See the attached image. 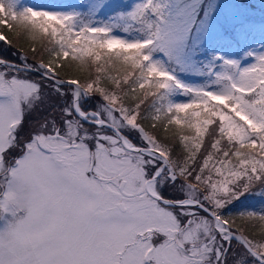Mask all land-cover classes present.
Here are the masks:
<instances>
[{"label": "snow or ice", "instance_id": "6c2138e0", "mask_svg": "<svg viewBox=\"0 0 264 264\" xmlns=\"http://www.w3.org/2000/svg\"><path fill=\"white\" fill-rule=\"evenodd\" d=\"M0 45V264H264V0H0Z\"/></svg>", "mask_w": 264, "mask_h": 264}, {"label": "trees", "instance_id": "16d2710c", "mask_svg": "<svg viewBox=\"0 0 264 264\" xmlns=\"http://www.w3.org/2000/svg\"><path fill=\"white\" fill-rule=\"evenodd\" d=\"M28 1H29V0H25L26 3H27ZM35 1L43 2V1H45V0H35ZM65 2H72V0H65ZM256 2L258 3L259 0H256ZM2 47H3V46L0 45V48H2ZM250 203H255V202H254V201L244 200V201H242L240 204H237L236 208L233 209V211H236L237 209H242L243 206H244L245 204H250Z\"/></svg>", "mask_w": 264, "mask_h": 264}, {"label": "rangeland", "instance_id": "374dc122", "mask_svg": "<svg viewBox=\"0 0 264 264\" xmlns=\"http://www.w3.org/2000/svg\"><path fill=\"white\" fill-rule=\"evenodd\" d=\"M46 2H48V0H45L43 2H38L35 0H29L27 3H29V4H41V3H46ZM72 2H75V0H72ZM72 2H68V3H72Z\"/></svg>", "mask_w": 264, "mask_h": 264}]
</instances>
